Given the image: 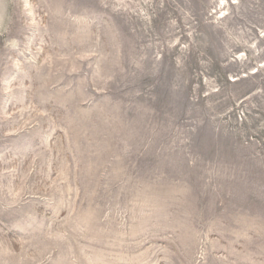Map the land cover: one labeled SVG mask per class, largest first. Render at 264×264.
Returning <instances> with one entry per match:
<instances>
[{
	"label": "rangeland",
	"instance_id": "374dc122",
	"mask_svg": "<svg viewBox=\"0 0 264 264\" xmlns=\"http://www.w3.org/2000/svg\"><path fill=\"white\" fill-rule=\"evenodd\" d=\"M0 264H264V0H0Z\"/></svg>",
	"mask_w": 264,
	"mask_h": 264
}]
</instances>
